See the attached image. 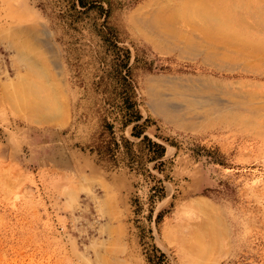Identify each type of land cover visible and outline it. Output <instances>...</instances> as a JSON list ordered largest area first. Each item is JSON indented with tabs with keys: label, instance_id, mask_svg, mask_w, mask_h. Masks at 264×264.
<instances>
[{
	"label": "rangeland",
	"instance_id": "rangeland-1",
	"mask_svg": "<svg viewBox=\"0 0 264 264\" xmlns=\"http://www.w3.org/2000/svg\"><path fill=\"white\" fill-rule=\"evenodd\" d=\"M176 3L0 0V264H264V0L213 40L146 24ZM192 97L235 118L153 108Z\"/></svg>",
	"mask_w": 264,
	"mask_h": 264
},
{
	"label": "bare ground",
	"instance_id": "bare-ground-1",
	"mask_svg": "<svg viewBox=\"0 0 264 264\" xmlns=\"http://www.w3.org/2000/svg\"><path fill=\"white\" fill-rule=\"evenodd\" d=\"M176 1H177V3H176L177 6H174L172 9L166 10L165 8H163V9L160 10V12H161L160 15L163 16V17L160 18L159 16L156 15L152 20H149V22L146 21V24L151 29L152 28L157 29L156 26H158L160 29L163 30V32L171 31L172 33H174V25H173V23L176 20L183 21V22L188 23V24H190L192 26L195 25L194 24L195 21H199V22H201V24L200 25L198 24L199 26L197 27L198 28L197 30H199V32H201L204 36H206L207 38L212 39V40L215 39V35H214L215 33L219 32V34H220L221 32L224 33V31L231 29L229 27V25H228V19L225 17L226 11H224L223 9L222 10L220 9V11L217 12V13L205 11V6H207L208 3L215 2L217 0H176ZM174 35H176V34H174ZM168 41H162V43H165V42H168ZM30 89L31 88H29V90ZM150 89L152 91V94L155 95V91L153 90V87H151ZM24 91H25V89H24ZM48 93H49V90H48ZM53 93H55V91L54 92L52 91V94ZM18 94H19V96H18ZM18 94H17L18 97L16 98V100L18 102L17 103L18 107L21 110L22 109L23 110H27L28 109V114H30V113L32 114L31 117H28V118L35 119L36 122H42L44 119H45V121L46 120H52L51 118H53V116H52L53 114L55 115L56 113L57 114L60 113V103L59 102L57 103L56 101H54L55 98L53 97V95H51L49 100H43L44 101L43 105L42 104L40 105L41 101H37L36 104H34L33 102H31L29 100V98H27V96L20 95V94H22L20 92ZM39 97H40V95H39ZM235 105L236 104H234V105H226V104L221 103V101L220 102L219 101H215L214 99H212L210 97H208V98H205V97L188 98L186 101H183V104H180V105H178V104L177 105H172L169 102L166 103L164 99H160V98H156L153 101V108L155 109V111L157 113H160L162 115L170 117L169 119L173 120V122L180 123L182 125H183L184 122L188 121V119H186L184 117V111L183 110H185L186 112H188V111L192 112V111H196L198 109L196 112H199V110L201 111L204 108L208 109L204 113V117H214V115L208 114L212 110L213 113L216 115L215 118L218 117V119H217L218 121H219L220 118H221L220 121L222 123L225 122L224 120H226V119H227L228 122L232 121L235 118V115H234L235 111L233 110V107ZM17 110H19V109H17ZM42 111H44V112L46 111L49 116L41 113ZM225 111H227L228 117L227 118L224 117L225 119L222 120V117H220V113L221 112L224 113ZM242 121L243 122H247L246 120H241L240 122H242ZM201 237H202V235H201ZM202 239H203V237H202ZM193 241H196V239L193 240ZM203 241H204V239H203ZM197 243H198V241H197ZM187 244L189 245V243H187ZM191 244H192V241H191ZM193 246L194 245L189 246V247H191V250H193L192 248L196 247V245L194 247ZM197 246H199V245L197 244ZM211 247H212V245H211ZM196 248H198V247H196ZM199 248H198L199 252L202 249L201 253H203L204 251H207V250L203 251V249L206 248V245L205 246L200 245ZM208 248H206V249H208ZM209 250H211V249L209 248ZM199 255L201 256V254H199Z\"/></svg>",
	"mask_w": 264,
	"mask_h": 264
},
{
	"label": "trees",
	"instance_id": "trees-1",
	"mask_svg": "<svg viewBox=\"0 0 264 264\" xmlns=\"http://www.w3.org/2000/svg\"><path fill=\"white\" fill-rule=\"evenodd\" d=\"M153 148H155L157 150V153L159 156L163 155V148L161 146H159L158 144H153Z\"/></svg>",
	"mask_w": 264,
	"mask_h": 264
}]
</instances>
